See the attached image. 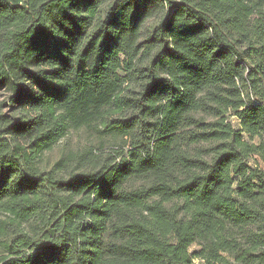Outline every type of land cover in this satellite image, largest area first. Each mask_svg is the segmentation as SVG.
<instances>
[{"label": "trees", "instance_id": "trees-1", "mask_svg": "<svg viewBox=\"0 0 264 264\" xmlns=\"http://www.w3.org/2000/svg\"><path fill=\"white\" fill-rule=\"evenodd\" d=\"M2 92L0 264H264V0H0Z\"/></svg>", "mask_w": 264, "mask_h": 264}, {"label": "rangeland", "instance_id": "rangeland-1", "mask_svg": "<svg viewBox=\"0 0 264 264\" xmlns=\"http://www.w3.org/2000/svg\"><path fill=\"white\" fill-rule=\"evenodd\" d=\"M6 93L2 92L0 95V100L4 99V95ZM3 115L9 116L10 118L15 117L13 111L5 108L2 111ZM119 143V141H117ZM116 142L109 139H99L98 136L86 130H79V131H72L70 132L67 137L62 139L58 142V144L49 152H44L43 155L40 157V164L39 167L41 170H49L56 162H58L61 158H69L72 157L75 153H80L83 149L87 147H94L98 149L100 146L103 145L104 151H110L112 145ZM70 159V158H69ZM3 217L0 216V219ZM193 264H200L198 261H195Z\"/></svg>", "mask_w": 264, "mask_h": 264}]
</instances>
